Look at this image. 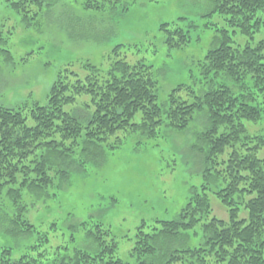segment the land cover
<instances>
[{"label":"trees","instance_id":"obj_1","mask_svg":"<svg viewBox=\"0 0 264 264\" xmlns=\"http://www.w3.org/2000/svg\"><path fill=\"white\" fill-rule=\"evenodd\" d=\"M5 2L30 24L46 3L53 6L57 0ZM84 3L88 10L108 6L127 10L131 5L129 0ZM212 4L208 16L220 17L226 27L205 25L212 39L197 68L203 83L199 92L180 84L161 104L152 66L119 57L122 45L117 44L106 68L86 62L84 74L69 67L62 70L46 104L26 103L17 109L0 105V206L12 203L13 213L6 214L17 233L38 235L30 247L36 255L29 252L14 259L13 248L0 245V264H48V260L53 264H264V157H259L264 135H252L246 126L264 118V37L254 44H234V35L254 38L263 29L259 12L264 11V0H212ZM194 27H198L194 22L187 27L163 22L160 29L170 48H183L202 40V34L194 36ZM4 36L0 26V52L10 61L12 53L4 47L9 36ZM82 96L88 101L78 105ZM201 112H206L208 121L195 134L193 150L202 157L204 183L192 188L176 218L143 221L132 236L126 235L133 241L127 258L120 256L119 241L103 221L70 224L72 240L76 241V232L84 231L89 249L59 245L49 258L45 245L50 232L39 231L26 217V190L38 199L45 195L56 177H68L63 166L78 151L98 162V157L124 144L119 133L156 140L162 128L187 130ZM29 114L34 125L28 124ZM210 194L227 210V220L213 214ZM243 212L246 216L241 218ZM194 239L197 243H191Z\"/></svg>","mask_w":264,"mask_h":264},{"label":"rangeland","instance_id":"obj_2","mask_svg":"<svg viewBox=\"0 0 264 264\" xmlns=\"http://www.w3.org/2000/svg\"><path fill=\"white\" fill-rule=\"evenodd\" d=\"M84 2L57 0L53 6L46 3L27 24L22 14L0 0V26L4 37L9 36L8 46L4 47L12 53L8 61V55L0 52V105L17 109L26 103L30 107L34 102L46 104L62 70L69 67L84 74L82 67L86 62L106 68L117 44L122 45L119 57L152 66L161 104L167 103L170 92L180 84L191 85L197 92L201 90L203 83L197 68L212 39L209 30H204L205 25L226 27L220 17L208 16L212 0H129L127 10L120 6L88 10ZM259 17L264 21V11L259 12ZM163 22H177L183 27L194 22L198 26L194 27V36L202 34V40L188 47L170 48L160 29ZM263 37L264 24L254 38L234 35V44H254ZM181 96L188 98L185 92ZM87 98L79 97L78 105L88 101ZM207 121L206 112L198 113L187 130L162 128L156 140L119 133L124 144L98 157L101 158L98 162L89 161L91 156H80L81 151L76 152L63 166L68 177H56L39 199L26 190V217L39 231L50 232V242L45 245L49 258L59 245L89 249L84 231L76 232V241L72 240L70 224L87 219L103 221L119 241L120 256L127 258L133 245L127 236H132L143 221L176 218L192 188L204 183L202 157L193 150V144L195 134ZM28 124L34 125L30 114ZM246 126L250 134L264 135V118L256 123L246 122ZM259 157H264V148ZM210 199L213 214L227 220L228 212L220 201L214 194H210ZM5 204L0 206V245L11 246L14 259L29 252L36 255L30 247L37 242L38 235L17 233L6 214L13 213V205L10 201ZM245 216L243 212L241 218ZM53 222L58 225L52 227ZM191 243H197L196 239ZM46 262L53 264L50 260Z\"/></svg>","mask_w":264,"mask_h":264}]
</instances>
